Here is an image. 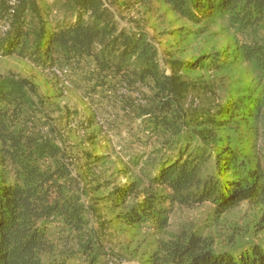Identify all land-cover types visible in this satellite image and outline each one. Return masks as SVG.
I'll list each match as a JSON object with an SVG mask.
<instances>
[{
  "label": "trees",
  "instance_id": "1",
  "mask_svg": "<svg viewBox=\"0 0 264 264\" xmlns=\"http://www.w3.org/2000/svg\"><path fill=\"white\" fill-rule=\"evenodd\" d=\"M163 1L195 23L219 17L251 37L264 31V0ZM20 4L9 12L7 0H0V17L8 15L10 21L5 38L0 35L1 52L24 55L43 66L69 64L73 73L82 69L95 82L93 88H114L127 81L132 88L142 82L155 92L154 102L136 109L148 117L146 127L165 139L153 151H158V158L151 157L144 197L118 218L136 226L159 219V207L165 203L193 207L209 201L223 213L245 200L262 207L255 227L264 229V162L219 136L229 122L209 111L188 117L180 103L188 85L179 72L189 69L190 63L173 61L172 74L166 73L160 68L156 46L141 32L119 28L103 0H64L63 18L52 27L37 0H20ZM259 37L242 42L240 53L264 79V33ZM221 56L202 57L197 65L205 67L208 59V66L219 69ZM30 92L36 94V88L24 79L0 78V264H76L69 256L56 254L51 224L57 222L80 235L94 231L99 237L98 230L89 226V213L104 225L97 213L100 201L123 207L136 186L117 185L102 197L77 187L67 161L72 156L56 140L30 127V119L42 111ZM260 103L252 106L254 113ZM247 108L238 102L222 113L247 121L254 115ZM91 117L88 123L94 113ZM213 244L197 232L183 231L163 244L159 264H264V241H253L239 252L216 251ZM80 253L86 258L83 264H102L93 238L81 245Z\"/></svg>",
  "mask_w": 264,
  "mask_h": 264
},
{
  "label": "rangeland",
  "instance_id": "2",
  "mask_svg": "<svg viewBox=\"0 0 264 264\" xmlns=\"http://www.w3.org/2000/svg\"><path fill=\"white\" fill-rule=\"evenodd\" d=\"M37 1L51 27L63 18L61 3L64 0ZM103 2L113 12L119 28L141 32L156 46L160 68L166 73L172 74L173 61L190 63L189 69L179 72L188 85L180 101L188 117L209 111L223 122H229L222 126L219 136L228 138L243 154L257 156L264 162V79L240 53L241 43L255 36L260 38L263 30L260 35L251 37L219 17L213 22L195 23L163 0ZM7 4L14 9L21 5L20 0H7ZM8 25V15L0 17L2 38L9 31ZM217 54L223 55L219 69L208 66V59L203 63L205 67L197 65L202 57ZM5 77L21 78L28 86H35L36 94H30L42 111L36 113L30 123L40 136L56 140L66 155L72 156L67 161L77 187L102 197L117 185L136 186L123 207L100 201L97 213L104 225L89 213V226L98 230L100 240L94 231L80 235L53 222L50 230L58 247V257L69 256L74 263L83 264L86 258L80 249L89 237L100 248L102 264H159L163 244L176 240L183 231H194L212 239V248L216 251L239 252L253 241H264V229L255 227L262 207L245 200L223 213L209 201L193 207L165 203L159 207L162 208L159 219L136 226L118 218L144 197L151 157L152 160L158 158V151H153L161 147L165 139L163 134L146 127L148 117L140 115L136 109L156 100L155 92L146 84L139 82L132 88L127 81H122L126 83L124 90L121 83L114 88L106 85L93 88L95 82L87 79L80 69L73 73L69 85L60 86V81L49 75L47 66L18 53L0 51V78ZM139 98L143 102L138 103ZM238 102L245 103L250 110L254 104L261 103L256 113L251 110L254 115L247 121L241 116L223 115L222 110L231 109ZM95 111L104 114L106 128L92 119L88 123ZM89 157L91 161L87 165ZM157 189L165 190L164 187ZM84 199L89 202L88 198Z\"/></svg>",
  "mask_w": 264,
  "mask_h": 264
},
{
  "label": "built area",
  "instance_id": "3",
  "mask_svg": "<svg viewBox=\"0 0 264 264\" xmlns=\"http://www.w3.org/2000/svg\"><path fill=\"white\" fill-rule=\"evenodd\" d=\"M15 2V1H14ZM11 5V4H10ZM13 7H10V12H13ZM8 27H10L8 25ZM47 71L51 77L54 79H58L60 81V86H67L70 84V79L71 75L73 73L72 67L69 64H62V65H47ZM69 79V80H68ZM126 85L125 82H121V88L124 90V86ZM120 88V89H121ZM138 103L143 102L142 98L137 99ZM94 120L97 122L99 125L103 126L106 128V122H105V116L104 114L95 111L94 113ZM32 124L30 123V127L32 128ZM77 127V126H75ZM84 132V130L82 131Z\"/></svg>",
  "mask_w": 264,
  "mask_h": 264
}]
</instances>
